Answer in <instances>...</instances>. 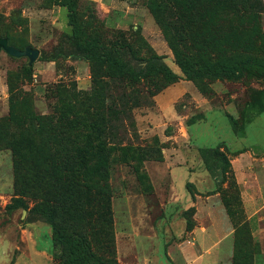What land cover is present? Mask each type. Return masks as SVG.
<instances>
[{
    "label": "rangeland",
    "instance_id": "1",
    "mask_svg": "<svg viewBox=\"0 0 264 264\" xmlns=\"http://www.w3.org/2000/svg\"><path fill=\"white\" fill-rule=\"evenodd\" d=\"M74 1L80 29L72 38L62 0H0V37L40 51L31 64L27 56L0 51V264H55L51 226L28 221L21 200L34 207L49 190L48 163L37 156L61 166L63 147L85 145L88 136L99 134L110 149L108 185L120 264H185L193 253L202 256L198 264H264V202L247 207L238 181L240 194L225 183L231 216L199 154L200 147L221 144L231 158L255 151L264 157V112L248 124L245 136L234 133L227 115L239 118L264 91V80L186 79L149 0ZM215 22L214 31L190 36L189 51L203 59H264V0L243 17L235 13ZM79 40L127 42L142 58L157 53L179 78L168 83L112 76L107 65L73 53ZM204 40L205 47L195 43ZM35 115L55 138L34 132ZM194 116L197 121L189 124ZM199 184L206 186L202 199L218 194L221 207L192 205ZM175 242L184 246V256L173 248L170 255Z\"/></svg>",
    "mask_w": 264,
    "mask_h": 264
},
{
    "label": "trees",
    "instance_id": "2",
    "mask_svg": "<svg viewBox=\"0 0 264 264\" xmlns=\"http://www.w3.org/2000/svg\"><path fill=\"white\" fill-rule=\"evenodd\" d=\"M61 4L69 9L74 38L80 29L77 4L74 0H62ZM258 7L260 0H149V8L162 26L176 62L188 80L237 79L244 76L264 80V59L242 55H215L203 59L199 53L189 51L190 36L214 31L216 18H227L235 13L243 17L246 11ZM195 43L205 47L207 40ZM75 47L74 54L93 63L107 65L112 76L123 80L159 77L171 83L179 78L164 56L153 53L146 58L139 57L127 42L79 40ZM135 101L139 106V100ZM263 112L264 91H261L242 108L239 118L230 113L227 115L234 133L245 136L248 124ZM196 121L194 116L189 124ZM31 125L36 134L54 138L57 135L52 129L47 131L45 121L36 115L31 119ZM101 138L100 134L88 136L85 145L63 147L58 153L60 156L64 154L61 166L54 160L48 161L43 154L36 158L43 165L48 163L44 169L51 177L49 190L36 206L29 208L23 200L20 205L28 211V221L44 220L51 226L55 264H120L113 226L112 194L108 185L110 149ZM199 154L216 182V190L221 193L228 213L233 216L231 200L224 194L225 183L240 194L231 157L221 144L200 147ZM185 214L187 228L192 229L193 222L188 211Z\"/></svg>",
    "mask_w": 264,
    "mask_h": 264
},
{
    "label": "crops",
    "instance_id": "3",
    "mask_svg": "<svg viewBox=\"0 0 264 264\" xmlns=\"http://www.w3.org/2000/svg\"><path fill=\"white\" fill-rule=\"evenodd\" d=\"M231 160H232V165H233V168L236 174L237 181L242 191V198L246 206L247 207L248 206L257 207L260 204V201L264 202V168L261 167L262 166L261 163L264 161V157H261L260 152H256V151L255 152H242L239 155H233ZM180 167H183V166H180ZM191 172L192 171L190 170L188 171L189 176H191ZM212 185H214V182L213 183L211 182V184L207 186L209 187L207 189L213 190L214 186ZM205 187L202 189L200 184L198 185L199 193L196 194V197H197L196 202L193 199L192 205L199 208L200 205L205 204V207H207L208 210H212L216 206L221 207L223 203L220 200L218 194H210L209 196H207L205 200L202 199L201 193L203 191H206ZM189 198H192V196L189 195ZM193 233H197V232L194 231L192 232V234ZM175 244L169 245L170 255H173L172 253V248H173V249H176L178 255L184 256V251H183L184 246L178 244L177 242H175ZM188 249H191V247H188ZM189 257H190L189 258L190 262L189 263L185 262V264H198L197 261L200 259L199 257H202V256L200 253H199V256L193 253V255H190Z\"/></svg>",
    "mask_w": 264,
    "mask_h": 264
},
{
    "label": "water",
    "instance_id": "4",
    "mask_svg": "<svg viewBox=\"0 0 264 264\" xmlns=\"http://www.w3.org/2000/svg\"><path fill=\"white\" fill-rule=\"evenodd\" d=\"M4 50L8 54L15 57L27 56L29 58V64L37 59L40 51L36 48L26 47L25 49H19L9 43L8 38L0 37V51Z\"/></svg>",
    "mask_w": 264,
    "mask_h": 264
}]
</instances>
